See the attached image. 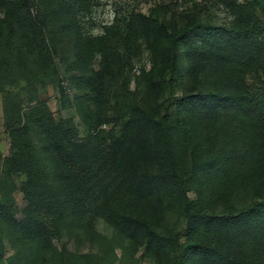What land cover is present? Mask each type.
<instances>
[{"label":"trees","instance_id":"trees-1","mask_svg":"<svg viewBox=\"0 0 264 264\" xmlns=\"http://www.w3.org/2000/svg\"><path fill=\"white\" fill-rule=\"evenodd\" d=\"M84 1L0 0V53L4 37L16 39L14 49L35 57L37 72L56 69V37L70 28L76 33V49L91 50L99 39L82 37L79 19L86 13ZM219 1L233 19L224 26L207 27L197 45L190 38L195 22L189 18L178 23L167 18L169 10L162 8L154 16L139 12L132 18L138 31L153 36L155 62L142 104L134 107L125 132L105 143L103 154L97 152L91 133L80 141L70 140L65 122L56 120L47 104L41 102L32 109L31 123L59 168V186L65 194L87 195L103 171L112 168L119 180H130L135 196L131 202L136 207L132 214L122 213L116 226L135 246L160 261L171 258L172 264H264V22L257 15V10L264 12V0ZM12 47L10 42L8 48ZM200 51L207 55L203 70L210 78L209 88L194 95H174L176 114L183 118L175 115L161 121L159 97L175 93L183 84L184 70L191 68L193 56ZM102 70L95 74V82L101 79ZM191 87L189 91L196 89ZM213 98L234 106L238 116L231 121L244 129L243 149L215 150L211 125L205 123L206 112L189 113L193 100L199 109H208ZM89 100L96 102L97 98ZM28 123L13 130V134L18 132L12 139L14 151L4 158L3 166L25 173L22 192L29 218L22 227L48 248L50 235L38 216L39 204L47 197L36 193L43 172L29 141L22 138L27 135ZM146 150L157 162L155 172L146 171L151 161L144 158ZM190 179L200 180L194 198L187 196L185 188ZM161 187L180 196L186 219L181 233L160 235L150 224L156 212L154 196L160 194ZM240 187L250 194L249 202L234 212H211L218 202L228 205Z\"/></svg>","mask_w":264,"mask_h":264},{"label":"rangeland","instance_id":"rangeland-1","mask_svg":"<svg viewBox=\"0 0 264 264\" xmlns=\"http://www.w3.org/2000/svg\"><path fill=\"white\" fill-rule=\"evenodd\" d=\"M83 4L86 13L79 19L82 37L99 40L91 50L78 51L72 28L70 33H59L54 55L56 69H41L43 75L36 70L35 57L14 49L16 39H3L0 53V264H172L171 258L160 261L153 253L135 246L116 226L122 213L132 214L136 207L131 202L135 196L130 180L122 182L112 168L103 171L100 181L87 195L65 194L59 186V168L31 123L32 109L41 102L47 104L53 117L65 122L70 140L80 141L91 133L97 152L103 154L107 150L105 143L125 132L134 107L139 102V106L142 104L155 62L151 49L153 36L138 31L132 18L139 12L154 16L161 8L169 10L167 18H174L178 23H182V18H189L195 22L190 38L197 45L207 27L224 26L233 15L219 0H85ZM257 15L264 22V12L257 10ZM10 42L12 49L8 48ZM206 56L202 51L193 56L191 68L184 70L183 84L175 93L166 92L159 97L157 107L161 121L177 115L174 95H194L202 88H209L210 78L203 70ZM102 68V77L95 82V74ZM192 85L196 89L189 91ZM94 86L96 90H92ZM89 97H96L97 101L92 102ZM198 105L193 100L188 106L189 113L206 112L205 123L211 125L209 131L215 150L243 149L244 129L231 121L238 116L233 105L214 98L208 109H199ZM177 116L183 118V114ZM24 122L29 123L27 135L22 138L29 141L43 172L36 193L40 198L47 197L39 204L42 209L38 216L50 235L48 248L26 234L22 227L29 218L22 192L27 181L25 173L3 166L4 158L14 151L12 143L18 132L13 134V130ZM163 148L162 144L160 151ZM144 158L151 159L146 171L155 172L157 162L147 150ZM199 181H187L188 197L194 198ZM159 190L160 194L154 196L156 212L150 218L151 226L160 235L183 232L186 219L179 204L180 196L175 191L168 193L163 187ZM250 198L240 187L228 205L218 202L210 210L234 212Z\"/></svg>","mask_w":264,"mask_h":264}]
</instances>
